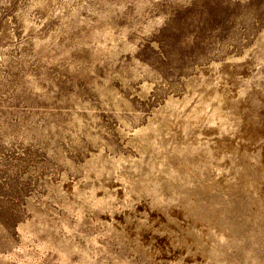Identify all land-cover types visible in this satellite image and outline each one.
<instances>
[{
    "label": "rangeland",
    "instance_id": "1",
    "mask_svg": "<svg viewBox=\"0 0 264 264\" xmlns=\"http://www.w3.org/2000/svg\"><path fill=\"white\" fill-rule=\"evenodd\" d=\"M0 264H264V0H0Z\"/></svg>",
    "mask_w": 264,
    "mask_h": 264
}]
</instances>
